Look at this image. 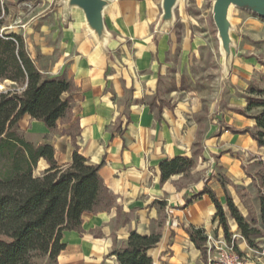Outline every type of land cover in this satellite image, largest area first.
I'll use <instances>...</instances> for the list:
<instances>
[{"label":"crops","instance_id":"obj_1","mask_svg":"<svg viewBox=\"0 0 264 264\" xmlns=\"http://www.w3.org/2000/svg\"><path fill=\"white\" fill-rule=\"evenodd\" d=\"M179 9H173L172 21L162 23V0H111L103 10L102 37L90 30L80 11L69 23L64 53L48 68L36 63L43 76L63 77L72 85L70 117L49 130L24 115L18 132L35 146L52 145L60 166L71 163L75 149L88 164H100L98 173L109 195V202L82 216L79 232H63L57 264H118L114 252L126 245L130 233L149 235L160 220V240L148 250L152 264H204L184 229L203 228L206 236L224 239L209 197H196L205 187L215 193L227 224L237 229L213 170L214 158L225 172L232 201L238 198L236 187L254 180L225 156L229 151L214 154L222 143L239 151L259 150L263 157L264 149L248 134L226 130L254 127V120L236 113L246 102L225 114L216 99L203 106L202 94L193 88L201 52L189 45L190 30H184L181 48L173 47L174 24L185 23ZM205 110L208 125L200 135L195 118ZM216 119L225 124L222 132ZM196 141L201 157L189 173L195 180L185 181L179 174L162 183L159 164L177 156L191 158ZM157 200L165 202L162 210L154 204Z\"/></svg>","mask_w":264,"mask_h":264},{"label":"trees","instance_id":"obj_2","mask_svg":"<svg viewBox=\"0 0 264 264\" xmlns=\"http://www.w3.org/2000/svg\"><path fill=\"white\" fill-rule=\"evenodd\" d=\"M2 10L0 2V17ZM6 80L12 84L0 93V158L6 165L0 174V264H57V256L64 247L63 232H79L82 216L96 212L104 201L109 202L108 190L98 173L101 165L88 164L77 149L71 163L60 166L52 145L35 146L18 132V123L24 115L55 130L59 121L70 117L72 92V85L63 77H43L26 52L20 35L0 34V83ZM236 113L254 120V127L226 130L248 134L257 148L264 149V90H250L245 109ZM193 147L191 158L177 156L159 164L162 183L174 175L185 176L194 168L195 158L201 157L199 141ZM41 164L45 169L36 174ZM218 182L230 217L251 245L250 237L259 234L258 230L250 227L233 203L226 189L227 178L218 176ZM258 193L264 229V195L260 190ZM202 195H207L214 205V218L230 244L231 233L222 205L210 188L205 187L196 197ZM190 203L191 200L186 202ZM154 204L160 210L165 206L164 201L157 200ZM161 228L160 220L156 231L149 235L131 232L126 245L114 252L118 264H152L148 250L159 242ZM184 230L207 264L205 230L193 226ZM234 249L238 252L236 245Z\"/></svg>","mask_w":264,"mask_h":264},{"label":"rangeland","instance_id":"obj_3","mask_svg":"<svg viewBox=\"0 0 264 264\" xmlns=\"http://www.w3.org/2000/svg\"><path fill=\"white\" fill-rule=\"evenodd\" d=\"M0 2L3 6L0 34L20 35L25 50L31 55L35 66L37 63L43 68H48L50 62L59 57L61 52L64 53L68 34L71 32L69 23L74 22L76 14H81L80 10L74 8L65 11L68 0H0ZM213 4L214 0H178L175 8L184 11L185 23L179 20L175 22L176 39L173 47L180 49L184 30L185 32L190 30L189 45L195 44L201 52L194 70L193 88L202 94L205 109L216 99L225 114L228 109L238 108V103L246 102L250 90H264V19L245 9L235 6L230 8L228 20L231 25L229 33L231 45L230 56L226 61L213 21ZM9 88L8 84L5 90ZM195 120L199 124L200 135H203L208 125L207 111H202ZM215 125L220 132L223 131L222 127L225 128L223 120L220 119H216ZM221 151H229L225 156L234 161L244 171L246 177L252 176L254 180L249 186L235 188L238 198H234L233 202L250 227L258 230L259 234L250 237V245L241 236L238 228L234 229L228 225L231 233L230 243L237 246L238 253L248 264H264V229L260 221L258 193L260 190L264 195L263 154L253 149L239 151L222 143L214 156L217 157ZM214 160L215 174L225 176L222 167L218 166V157ZM207 164L208 162H205V165ZM209 164L213 166L211 160ZM5 169L6 165L0 158V174ZM40 171L41 168L35 173L38 174ZM189 173L184 176L185 181L193 182L195 178ZM226 210L228 212L227 208ZM232 229L235 232H232Z\"/></svg>","mask_w":264,"mask_h":264},{"label":"water","instance_id":"obj_4","mask_svg":"<svg viewBox=\"0 0 264 264\" xmlns=\"http://www.w3.org/2000/svg\"><path fill=\"white\" fill-rule=\"evenodd\" d=\"M110 1L111 0H68V6L65 11L67 12L69 8L80 10L90 30L96 36L102 37L105 32L103 10ZM177 2L178 0H162V23L172 21L173 9ZM232 6L254 12L264 19V0H214L212 9L213 21L226 61H228L230 56L231 39L229 33L231 25L228 20V14ZM8 84L11 85L12 83L7 80L0 83L2 86L0 93L6 91L5 88Z\"/></svg>","mask_w":264,"mask_h":264},{"label":"built area","instance_id":"obj_5","mask_svg":"<svg viewBox=\"0 0 264 264\" xmlns=\"http://www.w3.org/2000/svg\"><path fill=\"white\" fill-rule=\"evenodd\" d=\"M205 248L207 264H248L234 249V244L224 239L207 236Z\"/></svg>","mask_w":264,"mask_h":264},{"label":"bare ground","instance_id":"obj_6","mask_svg":"<svg viewBox=\"0 0 264 264\" xmlns=\"http://www.w3.org/2000/svg\"><path fill=\"white\" fill-rule=\"evenodd\" d=\"M2 86L0 85V90H1Z\"/></svg>","mask_w":264,"mask_h":264}]
</instances>
